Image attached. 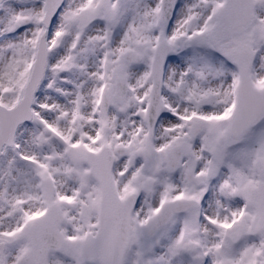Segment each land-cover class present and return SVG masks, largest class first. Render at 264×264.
I'll return each mask as SVG.
<instances>
[{"label":"snow or ice","instance_id":"6c2138e0","mask_svg":"<svg viewBox=\"0 0 264 264\" xmlns=\"http://www.w3.org/2000/svg\"><path fill=\"white\" fill-rule=\"evenodd\" d=\"M0 264H264V0H0Z\"/></svg>","mask_w":264,"mask_h":264}]
</instances>
